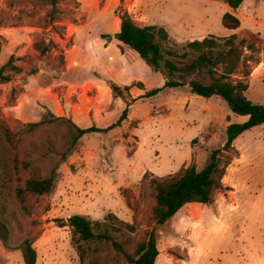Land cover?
<instances>
[{"label":"rangeland","instance_id":"obj_1","mask_svg":"<svg viewBox=\"0 0 264 264\" xmlns=\"http://www.w3.org/2000/svg\"><path fill=\"white\" fill-rule=\"evenodd\" d=\"M208 2L121 0L116 13L128 12L139 26L164 27L170 36L166 47L183 54L187 43L199 41L202 36L218 38L232 34L222 24L227 12L225 8L216 2ZM261 2L260 12L264 16V0ZM57 3L56 11H53L50 0H0V30H8L6 35L17 46L16 50L4 48V61L0 65L6 64L9 61L7 54L11 56L14 52L15 65L22 69V73L15 75L8 85L0 83V218L9 231L8 241L0 242V264H25L20 246L26 239L35 241L37 264H81L77 247L72 242V231L61 225L70 216L87 213H90L91 220L95 218L93 221L101 224L95 230L96 234L108 233L120 243L132 237V244L125 250L134 254L155 227L153 209L156 200L151 181L158 177L151 174L144 181V175L150 171L165 180L179 176L178 171L190 164L196 165L198 170L205 168L212 152L224 146L227 131L223 120L205 134L208 124L202 117V110L206 107H219V114H222L221 109L225 110L232 117L229 125L242 124L249 119L232 114L220 97L206 99L196 96L189 86L168 89L157 97L135 104L134 113L140 121V128H135L139 127V121L135 120L131 127H127L128 134H123L119 128L89 134L63 161V154L69 147L67 126L48 124L29 131L30 123L42 121L51 111L32 102L25 106L26 113L20 112V108L17 112L15 107L19 106L20 95L25 92L23 86L30 81L32 73H41L33 84H28L27 92L31 97L25 99L27 105L31 99L38 97L37 101L41 100L38 91L41 97L51 91L61 95L64 105L66 100H72L74 105L81 104L89 109L98 100L107 102V97L95 78L99 69L98 58L87 52L74 60L76 55L70 52L73 41L68 28L69 24L79 22V3L75 0H57ZM106 16L114 17L111 11ZM244 28L250 30L254 26L244 22ZM261 28L259 34L248 32L247 36L238 38L246 39L256 47V52L245 50V55L251 57L252 72L247 80L249 90L246 95L255 104L264 105V25ZM42 41L50 48L44 56L36 48V44ZM0 43L6 45V39L0 37ZM192 59L181 60V63L188 64ZM114 64L109 69H113ZM146 69L142 70V76L151 89L164 86L162 74L150 73ZM193 79L210 83L207 74ZM61 86L71 91L62 93ZM129 93L123 92L121 103L132 100ZM107 112L110 113L108 109ZM149 112H152L151 120H147ZM113 113L109 114L106 123L98 126H111L123 111L119 112L115 105ZM91 114L93 118L94 112ZM64 118L72 120L67 116ZM129 131H134L140 139L131 137ZM263 133L259 129L241 137L235 149L224 154L223 164L228 159L231 162L226 175H231L232 182L226 184L233 188L215 189L212 204L219 212L220 221L212 219L208 222L213 236L211 241L205 239L212 243L214 252L210 262L214 264H220L223 258L231 259L235 264H264V139L259 138ZM123 136H130L127 143ZM192 146L197 148L195 153ZM56 167V188L43 196L29 193L23 203L17 195L18 189L26 188L32 177H48ZM127 207L133 212L131 223L137 229L132 236L120 222L107 219L110 213L123 216L122 210ZM206 212L203 214L208 215ZM171 223L157 228L158 245L163 252L170 249L169 252L183 258L180 249L173 246L175 244L168 248L166 236L168 231H173ZM208 223L205 227L209 226ZM224 239L229 243L233 240L232 245L222 247ZM81 245L86 250L83 264H128L123 255L116 253L111 242H82ZM195 261H200V257L195 256Z\"/></svg>","mask_w":264,"mask_h":264},{"label":"trees","instance_id":"obj_2","mask_svg":"<svg viewBox=\"0 0 264 264\" xmlns=\"http://www.w3.org/2000/svg\"><path fill=\"white\" fill-rule=\"evenodd\" d=\"M50 1L53 11H56L57 0ZM212 1L226 4L234 11L238 10L245 2V0ZM117 15L121 19V30L114 38L137 52L153 71L162 74L165 78V86L162 89L147 92L143 98L156 96L166 88L176 89L189 86L192 94L206 99L220 97L226 102L233 114L249 118L243 124H232L227 128L224 146L212 152L204 169L198 170L196 165H191L182 169L178 174L179 176L165 180L154 178L151 181V188L156 200L153 209L155 227L148 233L147 239L138 245L134 254H129L125 250L126 246L132 244V237H129L124 243H120L108 233L96 234L95 230L101 224L95 223L85 216L73 215L61 225V227H69L72 231V242L77 247L81 264L84 263L86 255V250L81 245L82 242H111L116 253L123 255L128 264H156L160 254L157 228L169 223L188 204H212L215 198V189L216 187H223L222 181L231 165L229 159L223 164L224 154L235 149V141L245 132L264 125V105L255 104L246 95L249 90L247 80L252 72L250 69L251 57L248 58L245 55V50L256 52V47L253 43L249 44L246 39L239 40L237 35L228 38L209 36L201 41L187 43L184 46L185 53L180 54L177 50L166 47L170 41V36L164 27L157 25L139 26L128 12ZM222 24L228 30H237L241 27L240 19L230 12L223 16ZM105 38L112 37L105 36ZM44 44H46L44 41L36 44V48L42 56L50 50L49 44ZM2 46L0 43V56ZM190 57H193L190 63H181V60ZM15 59L14 55L11 56L9 61L0 67V83L9 84L15 75L22 73V69L15 65ZM36 73L37 71L32 74ZM204 74L208 75L210 83L193 79ZM111 86L115 96L122 99H124L123 92H128L131 89L126 87L122 90L115 84ZM136 86L144 89L141 83ZM126 103L127 108L123 111L118 122L104 130L95 126L82 129L72 120L57 117L52 112H49L42 121L30 123L28 128L29 131H33L48 124L66 125L68 129L66 139L69 147L67 153H64L62 157V160L66 161L83 137L94 133H106L120 127L129 115L131 104ZM150 176L148 173L145 174L143 180L147 181ZM57 179L58 167L53 169L46 178L32 177L28 180L26 188L18 189L17 195L24 203L29 193L37 196L50 194L56 188ZM107 219L120 222L130 236L137 232L134 224L126 223L114 214H109ZM8 238V228L0 218V242H7ZM34 243L33 239H26L20 246L25 264H37L38 254Z\"/></svg>","mask_w":264,"mask_h":264},{"label":"crops","instance_id":"obj_3","mask_svg":"<svg viewBox=\"0 0 264 264\" xmlns=\"http://www.w3.org/2000/svg\"><path fill=\"white\" fill-rule=\"evenodd\" d=\"M75 1L79 3V6H80L79 15L81 17L79 18L78 23L69 24L68 35L73 41V46L70 52L76 55L74 57V60L80 59L82 53H87V52L95 55L98 58L99 69H98L97 75H95V78L98 82L97 85L99 87H102L103 91L106 93L107 102L98 100L97 103L92 105L93 107L89 109V107L88 108L83 107V105L81 104L74 105L72 100L71 101L66 100V104L64 105L61 95L57 93L52 94L51 91L49 93L47 91V93L43 97H41V92L38 91L37 95L39 96V98H41V100L38 99L37 101L38 97L35 100L31 99L29 100L30 104L27 105L28 102L25 101V99L28 97H31L30 92H27L28 84L30 83L33 84L37 78L42 76L41 73L38 72L36 74H32L31 78H29L30 81H28L27 85L23 86L25 88V92H23V94L20 95V98L18 100L19 106L15 107V110L19 112V108H20V112L26 113L24 110L25 106H30L32 102L33 103L35 102L34 103L35 105L39 106L41 109H44V107L47 108L49 111H51L56 116H60V117L67 116V117L72 118V120L82 129H88V128L95 126L98 129L104 130V129L111 127L113 124L117 123L121 117L119 115L120 117L117 118V121H115L109 127L103 128L101 126H98L99 123L100 124L106 123L109 120L108 119L109 114H114L113 109L115 105L118 106L119 112L124 111L127 108V103L126 102L124 104L121 103L123 99L117 98L114 95L111 85L115 84L122 89L126 87H132L133 85L129 93L130 94L129 96H131L132 100L130 101V99H128L129 103L131 104L130 109H129L130 114L128 115L127 120H125L120 127H117L123 132V134H128L127 127L128 126L131 127L133 122L137 120L135 113H134L135 104L140 101H144V100L157 97L162 91L168 90V89L166 88L162 90L156 96H153L150 98H143V96H145L147 92L153 90L151 89L149 84H147L146 79L142 76V70L146 68H150V67H148L145 61L140 58L137 52L131 50L128 46L124 45L123 43L119 42L118 40L114 38V36L118 34L121 30V19L116 13L118 6L121 4V0H105V1L104 0H75ZM131 1L133 2L135 0H131ZM261 1L262 0H254V1L245 0L242 6L236 11L231 9L226 4H223L221 2H216L217 3L216 5H219L225 8V10L227 11L226 13L228 12L232 13L237 18H239L241 21V27L239 29L229 30L230 32H232L231 35L227 37H219V38H228L232 35H237L239 37L242 36L243 38L248 35V32L256 33V34H259V32H262L261 27H263L264 25V16L260 12V10L263 7ZM213 2L215 1L209 0L208 3H213ZM133 5L136 6V4H133ZM131 7L132 6H129L130 9ZM109 11L113 13L114 15L113 19L112 18L110 19L109 17L106 16L109 13ZM244 22L248 23L249 25L254 26V28H251L250 30L245 29ZM7 31L0 30V37H4L6 39V45L2 46L0 64L3 63L4 61L5 49H7V51H9V49H12V50L17 49V46L13 43L11 37L6 35ZM105 36H110L112 38H105ZM203 39L204 38L202 36L201 40ZM13 55H14V52L12 53L11 56ZM11 56L7 54V59L8 58L10 59ZM74 64L76 65L78 63L75 62ZM113 64H114L113 69H109V66ZM3 65H5V63ZM3 65H0V67H2ZM146 70H150V73L153 72L151 68L146 69ZM101 83H104V85L100 86ZM135 83H138V84L141 83L144 86V89H139L138 86L136 85L134 86ZM5 85H8V84H5ZM164 86L160 88H156V89H162ZM66 89L67 88L63 86L60 87V90L62 91V93L66 91L68 92L71 91V89L69 90H66ZM40 104H43V107H41ZM125 105H126V108H125ZM107 109L110 113L107 112ZM92 111L95 114L93 118L91 114ZM202 112H203L202 113L203 116L202 115L201 116L205 118L204 121L208 124V127L206 129L207 132L205 134H208L210 132L211 127H215L216 125L218 126L219 122L223 123L224 122L223 120H225L227 124L226 128L230 126L229 124L232 121L231 115H229L225 110L221 109L222 114H219V107L218 108L215 106L214 108L206 107L205 109L202 110ZM151 113L152 112H149L147 114V120H151V117H152ZM140 127L141 126H140V121H139V127H135V128L138 129ZM259 129L264 132V125L255 127L251 129L250 131L245 132L235 141L234 146H236L238 140L241 137L246 136L247 134H251L252 132H255L256 130H259ZM129 132L131 134V137L135 136L139 138V136H137L134 133V131H129ZM129 138L130 136L128 138L123 136V141L127 143ZM201 138H203V136ZM259 138L264 139V133L261 136H259ZM192 150L195 153L197 148L192 146ZM192 161H193V158H192ZM189 166H191V164ZM181 170L182 168L178 172H180ZM147 173L150 175L154 174L158 178H164L150 171H148ZM142 174H144V172ZM142 174L139 177H142ZM172 174L174 175L175 173H172ZM230 176H231L230 174H229V177L225 175L222 181L223 186H225L226 188L227 187L233 188L232 186H229L226 184L227 181L232 182V177ZM214 206H215L214 204L203 205V204L193 203V204L186 205L181 211H179L177 215L170 221L172 222L171 224H172L173 231H168L169 233L167 234L168 236H166V240H168L169 242L168 248L172 247V244H175L173 246H176V248L178 247L180 249V253L183 256V258H178L174 254L169 252L170 249H167L166 253L163 252L160 249V245H158L160 254L157 258L156 264H195V262L196 264H198L200 261H201L200 264H214L210 262L211 261L210 258L212 257V251H213L211 247L212 243H209L205 240L207 239L211 241L212 236H213V231L210 230L212 227L211 223H208V222L212 221V219H214L215 221H220L219 212L216 210ZM203 212L208 213V215H204ZM132 213L133 212L131 208L127 207V210L126 209L122 210L123 216H121L120 214L119 216L121 217H118V216L117 217L122 221L124 219L125 220L124 222H128L130 224L134 216L132 215ZM94 214H97V213H94ZM110 214H114V213H110ZM78 215H82V216L89 218L88 216L90 215V213H87V215H83V214H78ZM97 216L104 217L105 215L98 213ZM93 220H95V218ZM207 223L209 224V226L205 227L207 226ZM66 228L70 229L69 227H66ZM164 233L165 232H163L162 234ZM232 242L229 243L227 239H224L221 245L222 247L224 246L230 247V245H232ZM195 256H197V258L200 257V261H195ZM185 259H188V260H185ZM220 264H235V263L232 262L231 259L227 260L226 258H223V261ZM237 264H248V263H242V262L238 263L237 262Z\"/></svg>","mask_w":264,"mask_h":264}]
</instances>
